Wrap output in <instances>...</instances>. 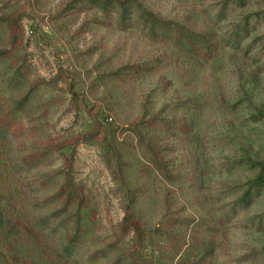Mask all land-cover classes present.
Returning a JSON list of instances; mask_svg holds the SVG:
<instances>
[{
    "label": "rangeland",
    "instance_id": "obj_1",
    "mask_svg": "<svg viewBox=\"0 0 264 264\" xmlns=\"http://www.w3.org/2000/svg\"><path fill=\"white\" fill-rule=\"evenodd\" d=\"M91 1L0 0V264H264V0Z\"/></svg>",
    "mask_w": 264,
    "mask_h": 264
},
{
    "label": "trees",
    "instance_id": "obj_2",
    "mask_svg": "<svg viewBox=\"0 0 264 264\" xmlns=\"http://www.w3.org/2000/svg\"><path fill=\"white\" fill-rule=\"evenodd\" d=\"M92 3H95L96 0H92ZM129 2L128 1H118V0H105L102 4V8H108V7H114L118 6L119 11L121 13V17L123 20L130 18V12H136L138 14V17L142 19L143 26L147 29V32L150 37H165L174 42V44L180 48H182L184 51H188L191 53L199 52L201 51L200 48H204L206 45V38L204 35L201 34H195L190 32L189 30L182 28L178 25H175L170 22H166L164 20L158 19L156 16H154L152 13L146 12L144 9H142L139 5H134L132 9L129 10L125 5ZM131 4L129 3L128 6ZM235 41V39L233 40ZM198 45V49H195L194 46ZM256 166L260 167V164H257ZM261 171H264V167L260 168ZM65 191V200L64 205L70 206L72 205L74 201V187L72 184V179L67 175L64 179L63 184L60 187V192ZM125 225L127 223V231H132L134 233V236L136 239H139L142 241L143 237V230L138 222V220L133 221L132 218H129L128 216L124 219ZM180 249V248H179ZM179 253V250H177L174 255H177ZM179 259L182 261V259L179 257Z\"/></svg>",
    "mask_w": 264,
    "mask_h": 264
}]
</instances>
